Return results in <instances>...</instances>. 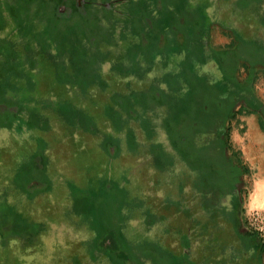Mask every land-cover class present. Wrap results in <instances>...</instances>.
<instances>
[{
    "label": "rangeland",
    "instance_id": "rangeland-1",
    "mask_svg": "<svg viewBox=\"0 0 264 264\" xmlns=\"http://www.w3.org/2000/svg\"><path fill=\"white\" fill-rule=\"evenodd\" d=\"M217 2L220 18L240 35L264 37L259 16L256 27L248 26L247 4ZM94 12L106 14L95 21ZM29 15L14 35L21 39L15 55L0 48V59H10L0 75V264H137L136 258L152 264L161 247L179 246L187 216L175 201L184 196L182 178L171 167L163 120L165 73L174 65L137 51L135 28L119 15L93 10L92 21L62 27L38 8ZM7 19L0 35L14 26ZM230 41L228 30L211 28L212 46ZM246 74L241 65L239 78ZM254 77L264 103L260 68ZM19 111L24 119L30 112L33 122L11 121ZM225 129L238 172L241 229L264 237V131L256 113L240 111ZM213 238L211 254L228 236ZM195 242L196 236L186 245L193 254Z\"/></svg>",
    "mask_w": 264,
    "mask_h": 264
},
{
    "label": "flooded vegetation",
    "instance_id": "flooded-vegetation-1",
    "mask_svg": "<svg viewBox=\"0 0 264 264\" xmlns=\"http://www.w3.org/2000/svg\"><path fill=\"white\" fill-rule=\"evenodd\" d=\"M120 1L124 5L122 10L115 0H0V23L8 18L14 25L0 35L1 52L6 57L15 55L16 42L21 39L18 41L14 35L24 23L18 24L23 18L33 19L29 13L37 8L61 27L69 26L73 20L92 21L93 10L127 19L135 28L136 36H132L137 39L134 44L140 47L137 51L144 50L151 59L164 62L168 58L171 62L166 63L174 65L165 73L170 93L163 120L170 132L171 167L182 178L184 196L175 201L187 216L183 218L185 231L182 229L180 238H176L179 246L161 247L153 255L152 264H264V237L241 229L237 166L226 152L225 138L227 120L236 111L256 113L264 131V103L253 88L257 68L264 73V37L240 35L231 21L220 18L217 0ZM234 1L241 8L247 4L243 8L251 11L247 15L248 26L256 27L260 20L258 26L264 31V0ZM251 3H255L252 9L248 6ZM258 6L262 9H255ZM58 7L63 9L57 12ZM94 13L95 21L106 14ZM214 25L230 32L231 41L226 48L211 45L210 31ZM23 41L19 47H23ZM146 46H150L149 50ZM9 65V58L0 59V75L2 68L8 70ZM241 65L247 70L244 78L238 75ZM28 116L24 119V112L19 111L11 121L33 122L30 112ZM172 229L180 230L175 226ZM218 235L228 239L211 254V242ZM194 236L197 242L193 254L186 245H191ZM142 259L136 258L137 264H146Z\"/></svg>",
    "mask_w": 264,
    "mask_h": 264
},
{
    "label": "bare ground",
    "instance_id": "bare-ground-1",
    "mask_svg": "<svg viewBox=\"0 0 264 264\" xmlns=\"http://www.w3.org/2000/svg\"><path fill=\"white\" fill-rule=\"evenodd\" d=\"M249 124H250V126L252 128L253 122L251 120L249 121Z\"/></svg>",
    "mask_w": 264,
    "mask_h": 264
},
{
    "label": "trees",
    "instance_id": "trees-1",
    "mask_svg": "<svg viewBox=\"0 0 264 264\" xmlns=\"http://www.w3.org/2000/svg\"><path fill=\"white\" fill-rule=\"evenodd\" d=\"M8 82H9V81H8ZM19 107H20V106H19ZM114 242H115V244L117 243V242H116V240H114ZM110 244H111V243H110ZM116 245H117V244H116ZM109 249L111 250V246H110V248H109Z\"/></svg>",
    "mask_w": 264,
    "mask_h": 264
}]
</instances>
